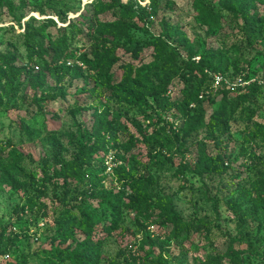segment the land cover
<instances>
[{"label":"rangeland","instance_id":"obj_1","mask_svg":"<svg viewBox=\"0 0 264 264\" xmlns=\"http://www.w3.org/2000/svg\"><path fill=\"white\" fill-rule=\"evenodd\" d=\"M123 1L141 18H126L135 21L132 37L114 38L107 47L118 60L96 71L84 55L105 49L98 39L111 35L101 28L119 19L100 0H0V49L12 59L8 67L0 61V264H42L46 251L75 243L61 239L59 220L76 204L100 211L101 191L123 201L115 230L107 232L106 220L97 226L106 242L96 264H264V41L251 27L264 17V0ZM201 1L218 13L216 25L204 24ZM32 16L68 26L60 58L37 51L44 35ZM154 37L165 42L161 54ZM193 61L187 70L195 67L198 78L221 73L220 64L228 69L202 101L189 103L204 109L209 125L186 136L179 102L193 84L183 65ZM158 76L171 83L159 99L150 94ZM224 85L228 117L210 124ZM127 90L151 105L128 106ZM73 159L81 180L53 176ZM212 159L218 168L209 170ZM46 174L53 179L45 184ZM138 178L151 201L146 212L126 199L125 184ZM165 200L189 230L165 220Z\"/></svg>","mask_w":264,"mask_h":264},{"label":"trees","instance_id":"obj_2","mask_svg":"<svg viewBox=\"0 0 264 264\" xmlns=\"http://www.w3.org/2000/svg\"><path fill=\"white\" fill-rule=\"evenodd\" d=\"M243 0H237V2H242ZM201 8L203 13H201V18L203 19L204 24L214 26L217 24L218 13L214 11V8H209L207 4L201 1ZM99 7L103 11H113L115 15L118 16L117 22H110L104 24L102 26V30L104 33H110L111 36L100 37L99 43L105 49H93L91 51V55H84V60L90 69H95L96 71H102L105 68L109 67L110 64H113L118 60L119 57L113 52L110 51V48L107 46L112 44L111 48L118 43L114 38L123 39L126 36L129 37L133 35L134 29L132 27L135 25V21H128V19L141 18V14L139 10L134 6L132 1L124 2L123 0H100ZM239 8H236L235 14H239ZM128 18V19H126ZM33 22H39L42 28V33L44 35L43 39H39L37 51L41 54L42 52H46L48 55L52 56L53 59H57L61 57V51L65 47L67 36H68V26H58L57 23L52 18H37L32 16L29 20ZM53 26L56 29V33L52 32L49 28ZM251 27L257 28L255 32L257 35L262 38L264 41V17H258L257 21H252ZM259 28V29H258ZM27 33V32H26ZM155 48L161 54V48L164 47V40L161 37H154ZM36 46V45H35ZM140 50V48H137ZM136 50V51H139ZM249 53V52H248ZM172 54V53H171ZM11 58L8 54H5L2 49H0V61L4 62L8 67ZM177 56L174 54L169 58V65L177 64ZM195 64V62H185L183 68L185 71L182 75L185 77V81H192L193 84L188 87L187 95L185 98L181 99L179 102L180 111L182 114L188 117L187 123L184 127V133L186 136H190L195 130H198L204 127L207 124L205 120V111L201 109L198 111L197 109H192L189 107L190 102H200V96L206 94L208 88L212 87V81L214 76L208 75L204 73L201 78H198L194 73L195 67L187 70V68L191 65ZM215 72H221L225 75L228 69V65L223 66L220 64L216 67ZM7 70H4V73H1L3 76L6 74ZM129 75L125 76L124 79L128 80ZM169 79V78H168ZM166 77L163 79L158 76L157 81L155 82L153 90L150 91V94L153 95L154 98H162V95L166 94L170 90V80ZM107 83L111 82V76L108 75L106 79ZM223 88L219 90L220 93H223V100L220 107L215 110L211 114L210 124H214L218 121L224 120L228 117L227 107L229 105L228 95L229 89ZM218 92V93H219ZM209 94V93H208ZM211 101H215L212 98V95H208ZM245 97V96H244ZM124 102L130 106H141L144 104H149L145 97L141 94L135 93L133 90H127L124 96ZM239 102L237 103V105ZM151 105V104H149ZM234 110V109H233ZM110 124V122H109ZM209 125V124H207ZM263 129V127H262ZM108 130V129H107ZM113 132V131H111ZM129 143L124 144V147L127 150H131L135 144V140L133 137L130 139ZM134 140V141H133ZM87 144L81 147L82 150L77 155L80 156L82 153H88ZM96 153V151H94ZM222 155H219L218 158H222ZM207 166L209 170L217 169L218 165L213 161H210ZM83 166L81 163H78V159H73L70 162H63L61 166L56 167L54 170L53 176L58 178H63L65 181L68 180L70 176L81 180L83 178ZM52 175L46 174L44 176L45 184L46 182H52ZM139 178L128 181L125 185L130 188V193L126 197L129 200V203L135 209L145 212L149 210L151 205V201L149 199V195L146 193L145 189L141 187L139 184ZM261 193L264 194V185H260ZM100 195L97 196L96 200L98 201L99 206H101V210L97 211L96 209H83L79 205H73L69 210H65L63 213L61 220H59L58 232L61 239L72 238L75 243H70L66 247H55L50 251H46L47 257L43 260L42 264H96V255L101 250L102 246L106 242V237L101 236L98 233L97 226L103 222L104 220L108 221V223L104 226L107 232H112L119 226V211L117 210L122 201L123 197H119L112 192L101 191ZM94 196V195H92ZM160 201L164 200V198H160ZM163 205L168 206L167 209L163 208L162 216L165 217V220L170 221L174 224L176 230H189L191 223H187L182 220L180 214L174 207H169L170 202L165 200ZM80 209V213L75 211V208ZM76 227L79 228L84 238L75 240V232L71 230V228ZM64 242L63 240H61ZM25 264V263H23Z\"/></svg>","mask_w":264,"mask_h":264},{"label":"built area","instance_id":"obj_3","mask_svg":"<svg viewBox=\"0 0 264 264\" xmlns=\"http://www.w3.org/2000/svg\"><path fill=\"white\" fill-rule=\"evenodd\" d=\"M225 80L222 73H217L214 75L215 86L218 87Z\"/></svg>","mask_w":264,"mask_h":264}]
</instances>
